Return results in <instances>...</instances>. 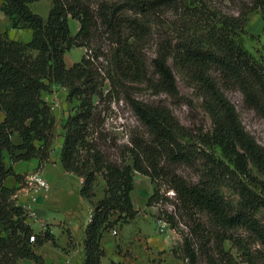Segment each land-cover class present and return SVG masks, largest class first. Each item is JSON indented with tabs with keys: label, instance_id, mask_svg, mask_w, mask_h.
I'll list each match as a JSON object with an SVG mask.
<instances>
[{
	"label": "trees",
	"instance_id": "1",
	"mask_svg": "<svg viewBox=\"0 0 264 264\" xmlns=\"http://www.w3.org/2000/svg\"><path fill=\"white\" fill-rule=\"evenodd\" d=\"M1 1L11 26L32 35L22 43L0 32V264L25 258L42 264L34 246L53 239L27 223L17 188L5 184L8 176L17 182L23 176L3 156L6 151L11 163L48 160L55 119L42 92L53 85L78 101L62 124V169L82 179L79 192L87 199L98 177L105 181L103 196L91 202L82 264H99L103 231L138 213L130 196L135 172L153 186L146 205L156 206L154 218L180 235L184 264H264V182L250 169L264 176V146L246 131L225 93L237 90L264 119V58L243 44L251 12L260 14L264 38V0H50L46 18L28 6L38 0ZM69 17L79 24L74 34ZM72 47L86 50L67 66L64 55ZM173 69L192 83L208 127L182 124L160 100L126 94L142 131L126 143L104 131V94L120 99L129 84L142 82L153 95L178 101Z\"/></svg>",
	"mask_w": 264,
	"mask_h": 264
},
{
	"label": "crops",
	"instance_id": "2",
	"mask_svg": "<svg viewBox=\"0 0 264 264\" xmlns=\"http://www.w3.org/2000/svg\"><path fill=\"white\" fill-rule=\"evenodd\" d=\"M1 3L0 0V6ZM0 21L4 22L0 32H6L11 40L25 43L31 39L30 31H27L25 39L18 35L13 36V30L28 28H13L11 20L1 9ZM64 59L67 66L73 64L67 63L66 54ZM51 88V93L42 92V98L50 105L51 113L54 115L53 112L60 101L57 94L64 95L66 90L55 85ZM61 136L62 134L50 151L48 160L42 164H39L36 158L11 163L8 153L4 151L5 165H11L16 173L23 176L21 182H17L13 176H8L5 184L10 188H17L14 196L18 204L24 206L30 203L36 212L37 220L27 218V223L33 231L41 235L47 231L53 237L34 246L35 253L41 256L42 264H82L85 227L92 211L91 202H96L103 196L105 181L99 176L91 199L80 194L82 179L65 172L60 163ZM12 140L15 144L20 141L17 135H13ZM34 171H38L48 183V190L35 195V201L31 203L33 193L26 186L24 178ZM152 189L149 177L138 172L134 173L130 196L138 213L130 222L103 231L100 243L104 253L99 264H184L180 252L174 251L176 233L166 229V226L160 231V223L152 219L156 208L146 206ZM115 217L116 215L113 216ZM113 230L115 234L112 233ZM17 264L36 263L25 258L19 259Z\"/></svg>",
	"mask_w": 264,
	"mask_h": 264
},
{
	"label": "rangeland",
	"instance_id": "3",
	"mask_svg": "<svg viewBox=\"0 0 264 264\" xmlns=\"http://www.w3.org/2000/svg\"><path fill=\"white\" fill-rule=\"evenodd\" d=\"M50 6V0H39L29 4L30 9L43 18L47 17ZM68 22L70 31L72 34H74L78 29V21L69 17ZM3 25L4 22L0 21V29L3 28ZM244 28L246 31V34L243 35L244 46L255 56L261 55L264 58V38L262 35V19L260 14L258 12H251L248 15V21ZM27 31L31 32V30L29 29H16L13 30L12 33L13 36L18 35L20 38L25 39ZM93 49L95 48L93 47ZM85 50L86 49L84 47H72L70 50L66 51L65 54L67 63H74L79 61ZM153 50L154 40L151 39L146 47V54L148 59L153 56ZM100 61L103 60L100 59ZM173 72L175 75L176 86L180 93V99L178 101L173 100L164 94L153 95L146 84L142 82L129 84L125 92L122 91L119 93L120 99H117L115 94H104V97L100 101L99 107V110H101V112L99 113V119L102 121L104 131L117 137L118 143H126L130 133H133L135 131H142V127L137 122L135 116L124 100L127 97L126 94L148 102L160 100L169 106L173 114L182 124L190 126L202 125L203 127H208L210 122L209 118L201 107L200 97H198L195 93V90L192 87V83H190L186 76L180 71L173 69ZM55 86L57 87V85ZM108 88L109 87L107 82L104 81V92H106ZM45 92L51 93L52 88L47 89ZM225 93L228 99L235 106L240 121L246 131L250 133L260 145L264 146V119L244 103L242 95L237 90H226ZM57 98L60 99V101L58 103V107L53 112V117L55 119V128L52 149L55 147V143L57 142V140L59 139V135L61 134L63 143L62 124L64 120L74 112L76 106L78 105V101L76 99L69 100L67 98V92L64 95L58 93ZM66 113L67 117L65 118ZM250 169L254 176L264 182L263 175L259 174L252 166H250ZM186 172L187 171H185L184 174H186ZM225 194L233 200L237 199V196L230 190H225ZM166 195L173 198V192L171 190L167 191ZM154 207L156 208V206ZM156 215L157 209L152 215V219L153 221L158 223V220L154 218ZM166 229H169L167 225ZM174 232L176 233V238L174 240L175 244L173 245L174 251L179 252L178 248L181 244V237L176 231ZM225 246L229 247V243H225ZM232 252L235 254L234 249H232Z\"/></svg>",
	"mask_w": 264,
	"mask_h": 264
},
{
	"label": "built area",
	"instance_id": "4",
	"mask_svg": "<svg viewBox=\"0 0 264 264\" xmlns=\"http://www.w3.org/2000/svg\"><path fill=\"white\" fill-rule=\"evenodd\" d=\"M65 89V88H64ZM25 184L28 187V189L33 193L31 196L30 202L34 203L35 201V195L46 192L48 190V183L45 181V179L42 177V175L38 171H34L32 173H29L24 178ZM173 192V191H172ZM26 211H27V218L35 219L37 220V214L34 211V209L31 207L30 203L27 205H24ZM91 217V213L89 214V219ZM160 223V231H163V228L167 225L165 222L158 220ZM113 234H115V231H112ZM29 240L32 242L34 241V236H30ZM188 264V263H185Z\"/></svg>",
	"mask_w": 264,
	"mask_h": 264
}]
</instances>
